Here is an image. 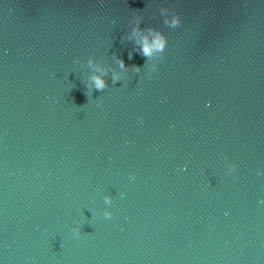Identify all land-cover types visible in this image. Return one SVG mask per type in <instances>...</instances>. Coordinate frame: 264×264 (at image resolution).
Segmentation results:
<instances>
[{
    "label": "water",
    "instance_id": "1",
    "mask_svg": "<svg viewBox=\"0 0 264 264\" xmlns=\"http://www.w3.org/2000/svg\"><path fill=\"white\" fill-rule=\"evenodd\" d=\"M0 264H264V0H0Z\"/></svg>",
    "mask_w": 264,
    "mask_h": 264
},
{
    "label": "clouds",
    "instance_id": "2",
    "mask_svg": "<svg viewBox=\"0 0 264 264\" xmlns=\"http://www.w3.org/2000/svg\"><path fill=\"white\" fill-rule=\"evenodd\" d=\"M166 23L169 24L170 27L176 28V27L181 25L182 21H181L180 16L175 13L171 17V20L166 21ZM139 25H140V20L138 19L137 20V26H136V29H134V32L140 30ZM148 31L150 33H154V35L152 36V39L149 40L148 36H144L142 38V40L139 42L141 45L139 53L143 57L147 58L146 63L148 62V58L151 57L155 52L164 53L165 49L167 47V43H168L166 36L164 34L160 33L158 30L149 28ZM130 58H131V54H129V59ZM162 58H163V56L160 59H162ZM117 63H118V66L122 69L128 67L122 59L117 58ZM131 67L137 73H139L141 71L140 66L132 65ZM156 67H157V63L153 64L151 69H150V72L155 71ZM90 79L92 82L91 86L86 85V88L89 92H91L93 88L96 91H103L108 87V84L106 83L105 79L102 76L93 75ZM118 81H120V77L119 76H113L112 84H116ZM235 171H236V165L233 164L231 167V172H235ZM131 179L134 181L136 179L135 175H132ZM106 199H108V198H106ZM108 202L110 203L111 200L109 199ZM104 217L111 219L113 217V213L112 212H105ZM73 232H74V236H76V237H79L81 235V229L79 227L74 229Z\"/></svg>",
    "mask_w": 264,
    "mask_h": 264
}]
</instances>
